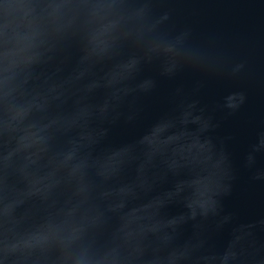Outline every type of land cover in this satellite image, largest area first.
<instances>
[{
  "label": "water",
  "instance_id": "obj_1",
  "mask_svg": "<svg viewBox=\"0 0 264 264\" xmlns=\"http://www.w3.org/2000/svg\"><path fill=\"white\" fill-rule=\"evenodd\" d=\"M0 264H264V0H0Z\"/></svg>",
  "mask_w": 264,
  "mask_h": 264
}]
</instances>
